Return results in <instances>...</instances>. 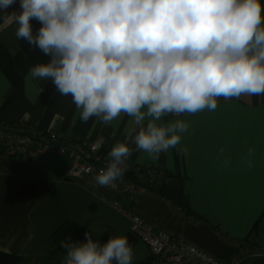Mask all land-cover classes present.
I'll list each match as a JSON object with an SVG mask.
<instances>
[{"label": "clouds", "instance_id": "clouds-1", "mask_svg": "<svg viewBox=\"0 0 264 264\" xmlns=\"http://www.w3.org/2000/svg\"><path fill=\"white\" fill-rule=\"evenodd\" d=\"M10 21L17 39L47 57L27 79L50 80L84 123L127 118L95 176L101 187L124 175L133 151L186 155L191 124L182 117L264 96V0H0V27ZM254 154L249 147L243 158L249 168ZM60 244L61 264H133L124 235L99 241L85 231Z\"/></svg>", "mask_w": 264, "mask_h": 264}, {"label": "crops", "instance_id": "crops-1", "mask_svg": "<svg viewBox=\"0 0 264 264\" xmlns=\"http://www.w3.org/2000/svg\"><path fill=\"white\" fill-rule=\"evenodd\" d=\"M13 8L18 10V3ZM31 65L17 42L15 24L10 21L0 27V124L32 123L85 140L99 138L106 154L117 140L124 139L127 118L112 125L94 118L80 121L71 98L56 93L50 80L26 78ZM182 118L191 124L182 139L186 155L171 149L157 160L137 151L129 158L160 167L170 177L157 184L162 192L148 190L139 196L68 177V155H35L0 143V249L20 254L25 264H41L44 246L67 221L98 237L127 236L131 223L113 206L119 202L154 231L180 235L219 258L236 255L237 242L225 239L216 228L245 242L264 221V96L221 99L215 111ZM249 147L255 148L252 168L243 159ZM225 157L231 159L228 167L223 165ZM182 195L189 213L175 202ZM149 257L150 249L133 263L148 262Z\"/></svg>", "mask_w": 264, "mask_h": 264}, {"label": "built area", "instance_id": "built-area-1", "mask_svg": "<svg viewBox=\"0 0 264 264\" xmlns=\"http://www.w3.org/2000/svg\"><path fill=\"white\" fill-rule=\"evenodd\" d=\"M0 143L7 148L31 150L35 155H68L71 158L68 177L89 181L94 187H100L95 176L108 163L107 154L101 151L102 142L99 138L85 140L52 129H43L32 123L22 122L11 126L0 124ZM169 179L166 171L160 167L128 160L124 175L108 188L139 196L150 190L151 186ZM113 206L127 215L131 231L148 245L151 258L145 264H248L247 261H251V264H264V241L260 244L237 243L238 252L226 261L180 235L173 236L164 230L154 231L142 217L129 214L119 202Z\"/></svg>", "mask_w": 264, "mask_h": 264}, {"label": "trees", "instance_id": "trees-1", "mask_svg": "<svg viewBox=\"0 0 264 264\" xmlns=\"http://www.w3.org/2000/svg\"><path fill=\"white\" fill-rule=\"evenodd\" d=\"M33 31L35 32L36 29L40 27L39 23L35 20L32 21ZM17 39V38H16ZM21 49L25 52L28 59L31 61L32 64L44 61L47 57L43 56V54L33 47H31L26 41L17 39ZM157 185H153L150 187V190H155L158 192H162L160 189L156 187ZM181 196L180 199H176L175 202L179 204L187 213L190 212L188 202L183 199ZM191 214V213H190ZM196 218L203 221L204 219L200 216L196 215ZM87 231L92 235V237L99 241H105L108 239L107 236L98 237L92 231L81 227L78 223L67 221L63 223L57 231L52 235L49 241L43 248V259L41 264H61V261L64 257L65 251L61 247L60 241L65 240L69 236L74 240H82L84 237V233ZM216 231L223 236L225 239L231 242L243 243V240L234 238L226 233L224 230L220 228H216ZM128 242L131 246L135 245L136 239L138 238L132 231L127 234ZM247 240V239H245ZM151 256V255H150ZM151 257H149L150 259ZM148 259V260H149ZM147 261H142L141 264L146 263ZM0 264H25V258L22 257L18 253H11L6 252L0 249Z\"/></svg>", "mask_w": 264, "mask_h": 264}, {"label": "rangeland", "instance_id": "rangeland-1", "mask_svg": "<svg viewBox=\"0 0 264 264\" xmlns=\"http://www.w3.org/2000/svg\"><path fill=\"white\" fill-rule=\"evenodd\" d=\"M263 220H264V217H263ZM246 239L250 242H254L258 244L263 242L264 241V221L260 222L259 232H257L256 229L254 228L251 235H248ZM247 240H245V242H248ZM132 247L134 251L133 261L137 260L140 257V255L144 253H148L149 251L148 246L144 243V241L141 238H139L137 244ZM234 254L231 255L230 257H222L221 259H225L226 261H229L234 256ZM247 263L251 264V261H247Z\"/></svg>", "mask_w": 264, "mask_h": 264}]
</instances>
